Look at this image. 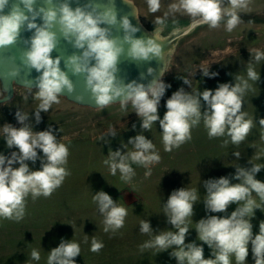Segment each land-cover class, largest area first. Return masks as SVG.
I'll return each mask as SVG.
<instances>
[{"label": "clouds", "instance_id": "clouds-1", "mask_svg": "<svg viewBox=\"0 0 264 264\" xmlns=\"http://www.w3.org/2000/svg\"><path fill=\"white\" fill-rule=\"evenodd\" d=\"M36 2L12 0L10 4V0H0V48L14 45L22 30L33 32L31 38L24 41L27 49L21 60L29 70L35 69L40 73L34 81L35 87L28 86V95L24 97L27 100L31 96L39 101L35 109L36 124L41 121V112L47 113L54 104H60L63 92L74 91L69 72L84 76L85 87L97 109L103 110L118 103L120 111L127 112L131 106L141 121V132L127 142L132 146V151L110 149L104 164L111 175L115 176L119 171L120 178L125 183H131L136 175L133 164L146 169L145 178L152 175V166L160 162L161 156L153 141L147 139L143 132L151 131L157 121L162 129L165 152H172L190 141L192 128L201 122L209 139L226 137L222 146H227L229 142L239 146L249 137L254 120L247 118L243 105L252 87L249 81L257 83L260 80V72L256 71L255 65L264 61V50L254 48L249 51L251 59L247 63L246 78L235 75L234 84L221 83L215 90L186 92L181 87L175 91L165 103L167 111L162 119L158 108L171 85L162 78H153L147 84L135 80L124 83L117 72L120 57L125 54V45L127 57L133 61L163 59V46L158 41L164 39L160 33L169 17L186 15L210 29H218L223 24L227 32H232L242 22L240 13L250 6L251 0H169L166 6L163 0H145L148 13L156 14L164 9L163 15L156 16L153 21L154 37L148 38H137L134 34L139 28L133 26L127 16L118 20L114 6L106 7L103 11L96 8L88 10V6L73 9L69 0H61L58 7L36 8ZM126 2L134 6L135 14L139 17L134 0ZM45 3L51 4L52 0H45ZM5 9L8 11L5 12ZM38 17L42 20L40 24L36 23ZM57 25L63 38L74 48L82 50L81 54L74 53L65 59L67 71L60 67L62 57L51 56L59 43L57 32L53 30ZM116 25L123 30L122 38L112 35L111 29ZM201 71L205 77L217 75L209 72V67ZM148 73L153 75L154 70L149 68ZM17 74L13 70L9 76L15 77ZM178 78L192 87L189 79ZM15 118L21 127L16 128L8 123L0 126V138L6 142V147L18 149L7 156L0 153V218L19 222L26 215V198L29 195L33 200L41 196L51 197L71 173L66 168L69 147L57 139L51 126L44 131H34L29 113L20 109L16 111ZM258 124L264 129V118L259 119ZM105 135L115 137V127ZM99 139L103 141L105 136ZM260 139L264 141V133ZM122 147L125 149L126 145ZM38 149L42 156L38 155ZM233 155L239 159L241 152L235 151ZM255 158L261 160L264 154L256 153ZM37 160L40 161V169L33 170L28 162L35 164ZM249 163L252 165L250 168L235 166V174L231 177L204 181L206 198L203 203L207 213H227L231 204L238 205L230 215L209 214L195 223L198 240L207 244L214 258H204L203 246L195 242L185 243L190 229L188 218L193 217L194 205L199 199L198 190L187 187L173 190L163 204V214L174 231L161 230L157 233L148 219L140 220L139 232L149 236L140 245L141 252L155 249L158 254L172 249L169 255L176 259L177 264H232L233 256L236 264H247L251 243L254 264H264V221H261L259 232L255 235L251 223L255 210L262 211L264 208V182L255 178L264 165L253 164L251 159ZM232 180L239 182L232 183ZM253 193L259 197L261 204L253 198ZM92 200L104 217L105 232L115 233L124 227L128 216L126 207L119 205L103 190L93 195ZM88 238L85 235L84 243H88ZM103 247L102 242L91 238V252L99 253ZM80 255L79 243L72 239H61L59 246L49 252L47 264H76L75 258ZM30 257L37 262L41 259L37 249L31 251Z\"/></svg>", "mask_w": 264, "mask_h": 264}, {"label": "rangeland", "instance_id": "rangeland-1", "mask_svg": "<svg viewBox=\"0 0 264 264\" xmlns=\"http://www.w3.org/2000/svg\"><path fill=\"white\" fill-rule=\"evenodd\" d=\"M134 2L143 23L149 28L155 27L153 21L156 16L163 15L164 9L151 14L147 11L145 0ZM168 2L163 0L165 6ZM240 16L242 22L232 32H227L223 24L218 29H210L206 24L198 23L191 32L179 39L168 69L161 77L166 84L171 85L158 108L161 119L167 111V99L181 87L186 92L215 90L221 83L234 84L235 75L246 78L247 63L251 59L249 51L254 48L264 50V0H251L250 6ZM191 20L180 14L169 17L162 32L166 33L174 26L186 25ZM208 67L209 72L217 73L215 77L203 76L201 69ZM255 68L260 72V80L257 83L249 81L252 87L243 105L247 118L254 120V127L242 144L236 146L229 142L227 146H222L226 137L209 139L201 122L192 128L190 141L172 152H165L162 129L157 121L151 131L143 134L153 141L161 160L152 166L149 178H145L146 169L143 166L133 164L136 175L131 183H125L119 171L115 176L111 175L104 164L110 149L132 151V146L127 145V142L141 132V121L130 105L127 112L120 111L118 103L99 110L76 104L61 96L60 104H54L47 113L41 112V121L36 124L35 109L39 101L31 96L24 99L28 95V88L16 86L12 98L0 102V126L8 123L16 128L21 127L15 118L18 109L29 113L34 131H44L51 126L57 139L69 147L66 168L71 174L51 197L41 196L33 200L29 195L26 198V215L21 221L0 218V264H47L49 252L59 246L61 239H72L80 244L81 255L75 258L76 264H177L176 259L169 255L172 249L158 254L155 249L141 252L140 245L149 236L139 232V222L148 219L157 233L161 230L174 231L163 214V204L173 190L186 187L197 189L199 199L194 205L193 217L188 218L190 229L185 243L195 242L203 246L204 258H214L207 244L198 240L195 223L209 214L230 215L238 205L231 204L227 213H207L203 203L206 198L204 181L222 176L231 177L238 165L250 168V159L253 164L264 165V158H255L256 153L264 154V141L260 139L264 129L258 124L259 119L264 118V61L256 64ZM178 77L189 79L192 87ZM3 94L0 86V97ZM112 127H115L117 135L106 136ZM101 136H105V140H100ZM122 145H126V148ZM12 151L18 149L7 148L6 142L0 138V153L7 156ZM37 151L38 155H43L39 149ZM235 151L241 152L239 159L233 155ZM28 163L33 170L40 169L39 160L35 164ZM255 178L264 182V169ZM100 190L128 209L124 227L115 233L104 231V217L92 200V196ZM253 198L258 204L262 203L255 193ZM261 221H264V208L262 211L256 209L251 219L254 235L258 234ZM85 235L89 236L88 243H84ZM92 237L104 244L99 253L90 251ZM33 249L40 252L41 259L38 262L30 257ZM231 259L232 264H236L235 257ZM247 264H254L251 243Z\"/></svg>", "mask_w": 264, "mask_h": 264}, {"label": "water", "instance_id": "water-1", "mask_svg": "<svg viewBox=\"0 0 264 264\" xmlns=\"http://www.w3.org/2000/svg\"><path fill=\"white\" fill-rule=\"evenodd\" d=\"M12 0H10L11 4ZM61 0H52L51 4H46L45 0H37L35 7H58ZM70 6L74 9L77 6H88V10L96 8L98 11H103L104 8L114 6L117 11V18L127 16L133 26L139 28V31L134 35L137 38L154 37L155 27L149 28L146 26L140 18L139 10L138 16L135 14L133 5H130L126 0H69ZM135 8L138 9L137 4L134 2ZM8 9H5L7 12ZM36 23H42V20L38 17ZM199 22L197 20H191L186 25H178L172 27L168 32H161L160 35L164 38L162 41H158L163 46L164 56L163 59H152L150 61H133L127 57L125 45V54L120 57L118 63V78L124 83H129L133 80L138 83H149L153 78H161V75L168 69L173 52L178 44L179 39L191 32ZM102 27L105 25H101ZM57 32L59 43L57 48L51 53L53 58L57 56L62 57L60 67L62 70L67 71L65 68V59L72 54H81L82 50L73 47L72 43L66 41L59 31V26L53 29ZM34 31V30H33ZM114 37H123V30L116 25L111 29ZM33 32L22 30L21 36L18 41L11 46L0 48V86L4 94L0 97V102L6 101L12 98L14 89L16 86L35 87V79L40 75L35 69L29 70L22 63L21 57L27 46L25 44L26 39H30ZM94 63V61H93ZM154 70L153 75H149L148 69ZM17 71L15 77L9 76L11 71ZM70 79L74 84V91L68 93L67 91L62 93V96L67 100L76 104L89 106L96 108L94 100L91 98L90 92L85 87V81L83 75H72L68 73ZM118 102V101H117Z\"/></svg>", "mask_w": 264, "mask_h": 264}]
</instances>
